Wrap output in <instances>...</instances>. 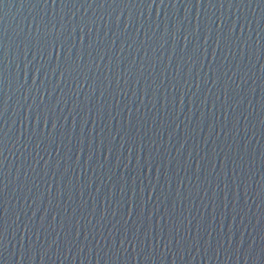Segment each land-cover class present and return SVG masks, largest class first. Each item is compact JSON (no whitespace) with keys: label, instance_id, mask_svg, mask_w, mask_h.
<instances>
[{"label":"water","instance_id":"95a60500","mask_svg":"<svg viewBox=\"0 0 264 264\" xmlns=\"http://www.w3.org/2000/svg\"><path fill=\"white\" fill-rule=\"evenodd\" d=\"M0 264H264V0H0Z\"/></svg>","mask_w":264,"mask_h":264}]
</instances>
